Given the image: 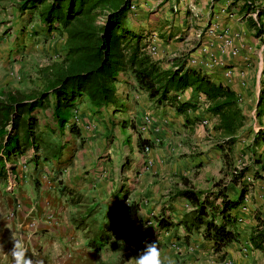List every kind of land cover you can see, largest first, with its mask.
I'll list each match as a JSON object with an SVG mask.
<instances>
[{
	"label": "crops",
	"instance_id": "0c3cea01",
	"mask_svg": "<svg viewBox=\"0 0 264 264\" xmlns=\"http://www.w3.org/2000/svg\"><path fill=\"white\" fill-rule=\"evenodd\" d=\"M144 1L154 7L155 13L149 15L150 25L145 21L136 25H143L144 41L155 29L158 53L153 57L163 67L182 62L229 85L238 93L245 117L248 112L258 111L261 124L255 134L264 131V0ZM20 13L18 26L0 36V91L20 89L22 85L43 90L47 82L43 69L67 54L66 34L61 27L50 30L36 8ZM212 25L214 33H210ZM210 57L224 67L214 61L204 67L202 60L210 61ZM193 59L197 61L195 65L190 63ZM226 68L233 70L231 75L225 74ZM116 87L115 101L108 105L95 107L87 99L77 102L63 130L54 118V98L50 97L46 113L50 114L51 127L58 128L57 139H61V155L52 159L61 172L58 186L54 187L58 196L63 195L64 185L87 196L96 217L103 215L97 218L99 223L113 213H128L130 204L139 205L138 215L143 222L123 227L124 243L130 248L122 254V262L114 260V251L105 254L88 245L83 235L88 226L77 227L70 208L56 209L55 217L64 215V221L50 232L54 239L47 244L52 250L45 262L134 264L147 242L157 243L162 255L171 257L176 264H224V259L236 264H264V137L252 147H261L258 161L250 164V170L258 174L253 178L247 172L234 180V168L243 167L235 160L241 162L248 154L245 124L234 144H226L223 142L228 137L216 128L219 119L207 111L203 94L191 88L179 92L181 102L196 105L179 112L174 106L151 99L127 66L118 73ZM251 95L255 101L252 111ZM146 117H150V123L142 130ZM146 146L151 147L149 153L144 151ZM227 153L234 162L227 164ZM218 182L231 201L240 200L229 211L236 220L231 228L239 238L221 251H215L214 241L205 237L204 226L189 232L181 223L194 206L178 194L190 186L215 191L219 189ZM243 189L246 192L241 199ZM215 202L221 205L222 197ZM24 217L25 213L19 212L16 221L4 223L1 231H17L25 247L45 245L38 238L42 226L27 230ZM253 237L260 247H255ZM3 245L1 263L13 264V239Z\"/></svg>",
	"mask_w": 264,
	"mask_h": 264
},
{
	"label": "trees",
	"instance_id": "16d2710c",
	"mask_svg": "<svg viewBox=\"0 0 264 264\" xmlns=\"http://www.w3.org/2000/svg\"><path fill=\"white\" fill-rule=\"evenodd\" d=\"M130 5L131 0H23L21 10L36 8L50 30L61 27L66 34L67 54L61 61L43 69L47 73L43 90L24 92L3 88L0 91V176L6 177L7 160L23 154L29 146L39 148L34 142V129L37 126L34 111L38 107L49 105L52 96L54 118L59 129L63 130L73 107L80 100L87 99L95 107L115 101L117 75L126 66L132 69L139 86L151 99L174 106L179 112L196 107L181 102L179 92L191 88L203 94L208 102L207 111L219 119L216 128L222 132V136L228 137L223 143L234 144L245 122L238 93L229 85L216 82L205 72L182 62L163 67L148 52V40L144 41L143 35L124 27ZM263 137L264 131L260 130L255 134L254 143L257 144ZM54 155L60 156L61 151L57 150ZM225 160L227 164L234 162L228 153ZM247 167L234 168V180L244 177L248 172ZM13 171L15 173V166ZM216 185L219 189L215 191L190 186L179 190L178 194L194 206L181 223L189 232L204 226L205 237L214 241L215 251H221L239 238V233L231 228L236 220L229 211L240 200L231 201L225 187L220 188L219 182ZM245 192L243 189L241 199ZM218 197H222L221 205L215 202ZM138 209V204H130L128 213L110 215L99 223L93 236H87L88 245L95 251H101L113 236L119 237L123 227L129 223L141 224L143 220L138 215ZM95 212L93 206L87 208L86 212L81 211L82 224L75 222L76 226L89 227L84 223ZM219 215L220 222L217 220ZM252 242L255 247H260L254 237Z\"/></svg>",
	"mask_w": 264,
	"mask_h": 264
},
{
	"label": "rangeland",
	"instance_id": "374dc122",
	"mask_svg": "<svg viewBox=\"0 0 264 264\" xmlns=\"http://www.w3.org/2000/svg\"><path fill=\"white\" fill-rule=\"evenodd\" d=\"M20 2L21 0H0V36L1 33H7L11 28L18 26L17 18L21 15ZM134 2L136 4V9H130L127 19L124 21V27L136 34L143 35L144 33L141 32L143 25L137 26L136 23L145 21V23L150 25L149 15L155 13V11H153L154 7L151 6V4L149 6L144 0H134ZM3 13L5 15H3ZM17 13L20 14L17 15ZM151 19L153 20V16ZM146 28L147 27H145V29ZM153 32H155V29L149 31L148 34L154 36L155 34ZM20 89L24 92H32L35 90L30 85H22ZM252 94L254 95V93ZM253 95H251V102L249 105L250 111L253 110L255 105ZM48 107L49 105L38 107L34 111V116L37 118V126L34 129V142L39 148L34 149L29 146L23 154L11 160H7L6 177L0 176V255L4 253L3 251L5 248L3 244L7 241H11L14 233L13 231H11V233L1 231V226L12 220L16 221L14 219L17 217V214L22 212L25 213L23 223L27 230L33 229L39 224L42 226V229L38 232V238L42 240L45 245L38 243L34 247H26L29 251L28 255L35 256L39 264H47L45 261L50 257L52 250L51 246L47 244L51 243L54 239V236H50V232L53 228H56V226H60L61 222L64 221V215L59 214L58 218L55 217L56 209L65 210L70 208L71 213L73 212L72 215L70 214L72 221L82 224L83 216L79 215V213L81 211L82 213L86 212L87 208L90 207L89 198L82 193L71 191V188L69 189L68 186L64 185L63 195L58 196L56 187H54L55 185L58 186L56 181L57 179L59 180L61 172L59 171L60 167H58L52 159L54 153L61 148V139H57L59 138L57 135L58 128L51 127L50 114L46 113ZM250 113L251 112L247 113L244 122L246 125V134L244 137L249 144L246 148L248 149V154L241 162L240 159L235 161L239 165L248 166V174L254 178L258 173L250 170V164L251 161H258L259 157L257 151H259L261 147H256L255 149H252V147L257 145L254 143L255 128L259 127L261 123L259 121L258 111L253 114ZM9 128H11V126H9ZM60 138H62V135H60ZM13 166L16 168L15 173L13 171ZM71 205L73 207H70ZM62 214H64V212ZM98 217L103 218V215L97 217L93 215L84 223L89 225L88 229L83 232L87 243V236H93L98 229ZM92 220H96V222H92ZM119 232V237L113 236L102 250H104L105 254L114 251V260H122L123 262V256L126 254L125 251L130 247L124 243L126 235L123 228ZM14 234L18 239L21 238L20 233L17 231H15ZM31 236L33 235H30V238ZM23 237L29 238V235H23ZM114 245H116L117 248H113L115 247ZM112 248L115 250H112ZM61 249L60 247V250ZM117 255L118 257H116ZM1 260L0 258V264H4L1 263Z\"/></svg>",
	"mask_w": 264,
	"mask_h": 264
},
{
	"label": "clouds",
	"instance_id": "9594fccd",
	"mask_svg": "<svg viewBox=\"0 0 264 264\" xmlns=\"http://www.w3.org/2000/svg\"><path fill=\"white\" fill-rule=\"evenodd\" d=\"M149 225L146 224L145 227ZM13 248L10 255L13 259V264H39V261L29 256L28 249H26L22 240L18 239L13 233ZM134 264H176V261L171 257L162 255L161 248L157 243H147L144 250L135 257Z\"/></svg>",
	"mask_w": 264,
	"mask_h": 264
},
{
	"label": "built area",
	"instance_id": "2783aa9c",
	"mask_svg": "<svg viewBox=\"0 0 264 264\" xmlns=\"http://www.w3.org/2000/svg\"><path fill=\"white\" fill-rule=\"evenodd\" d=\"M130 7H131L130 8L131 10H135L136 9V4H135L134 0H131ZM214 31H215V25H212V27L210 29V33H214ZM156 41H157V37L155 35L154 36L150 35L148 37L147 50L153 56L158 53V48H157ZM211 61H214L215 63H218V64H220V65H222L224 67L222 62H218L215 58L212 59L211 57H210V61L207 60L206 58H204V60H202L201 63L203 64L204 67H207V66H209L211 64ZM190 63L195 65L197 63V61L195 59H193V60H190ZM200 71H202V70L200 69ZM232 72H233V70L231 68H226V70H225V74L226 75H231ZM73 116H74L75 119L77 118V116H78V109L77 108L74 109V115ZM149 123H150V117H146L144 124L141 126V129L145 130ZM144 151L146 153H149L151 151V147L150 146H146L144 148ZM149 163H151V160L149 161ZM243 208L246 209V206L243 207ZM239 220L241 221V219H239ZM223 263L224 264H236L235 262H233L230 259H224Z\"/></svg>",
	"mask_w": 264,
	"mask_h": 264
}]
</instances>
